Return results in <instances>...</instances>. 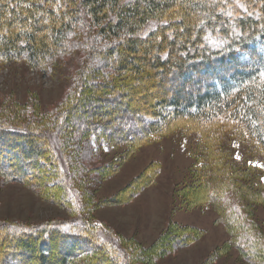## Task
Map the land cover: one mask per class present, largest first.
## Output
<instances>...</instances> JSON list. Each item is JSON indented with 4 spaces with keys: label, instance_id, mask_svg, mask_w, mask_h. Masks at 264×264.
<instances>
[{
    "label": "trees",
    "instance_id": "obj_1",
    "mask_svg": "<svg viewBox=\"0 0 264 264\" xmlns=\"http://www.w3.org/2000/svg\"><path fill=\"white\" fill-rule=\"evenodd\" d=\"M71 47L94 62L73 89L78 97L67 93L51 134L28 125L20 129L0 117V179L22 181L5 168L15 170L14 162L33 156L24 161V167L34 166L33 180L26 181L37 185L38 179H49V196L58 203L65 199L66 206L68 199L60 194L61 185L70 188L65 180L94 174L82 160L92 135L95 142L132 143L184 119L203 130L209 175L201 171L196 176L211 179L186 188L189 202L200 193L211 199L230 237L228 246L247 264H264V237L254 232L246 210L250 203L263 202L264 193L250 182L247 167L230 165L229 153L215 142L219 127L236 118L264 149V0H0V61L37 66ZM143 79L149 89L158 86L150 103L149 89L139 85ZM170 79L174 84L165 89ZM202 84L210 88L202 91ZM54 135L70 149L68 159L74 163L67 167L62 149L51 150ZM229 190L241 203L230 201ZM77 199L83 210L86 200ZM82 218L78 213L60 222L0 225V264H133L136 251L122 239L108 240ZM183 234L169 228L134 256L142 262L156 257L190 239Z\"/></svg>",
    "mask_w": 264,
    "mask_h": 264
},
{
    "label": "rangeland",
    "instance_id": "obj_2",
    "mask_svg": "<svg viewBox=\"0 0 264 264\" xmlns=\"http://www.w3.org/2000/svg\"><path fill=\"white\" fill-rule=\"evenodd\" d=\"M93 64L86 52L76 47L37 66L25 60L9 63L0 61V117L20 129L28 125L30 129L36 127L38 131L51 134L54 131L53 125L63 113L60 107L68 101L67 93L74 91L78 97L73 89L80 84L82 73L90 66L92 68ZM144 68L149 70L147 66ZM108 71L105 69L107 74ZM148 83V80L143 79L139 85L148 88ZM173 84L170 79L164 88H172ZM203 86L207 85L202 84V91L206 89ZM156 88L158 86L155 85L148 88L146 100L149 103L155 97ZM142 90L140 88V92ZM87 106L90 107V103ZM228 121L219 127V138L215 142L229 153L225 160L230 165L238 166L239 170L247 167L251 173L250 182L254 188L257 187V192L261 188V193H264V149L250 136L240 120L233 118ZM92 138L86 144L90 151L82 160L84 166L94 169V174H76L71 180H65L70 188L67 190V187L61 185L63 189L60 194L67 197L66 206L63 204L65 199L63 203H58L55 196H49L52 191L47 188L50 185L49 179L42 177L37 180V185L26 181L33 180L30 172L34 166L24 167V161L31 160L33 156L14 162L11 166L15 170L5 168L23 180L0 179V225L19 223L32 226L44 222H60L72 220L79 213L83 217L79 221L93 223L94 228L108 240L116 242L122 239L126 247L138 255L141 249L155 245L169 228H179L189 240L178 242L169 251L143 262L141 256H134L132 252L135 260L131 262L247 264L235 248L228 246L230 237L224 225L218 221L219 216L211 199L201 197L199 192L195 199L191 197V204L185 192L186 188L196 187L201 182L202 179L199 180L196 173L205 172V139L203 130L197 124L176 119L165 132L132 143L95 142ZM59 141L57 136H52L51 150L62 149L61 159L64 167H67V163L74 161H69L70 155L67 152L70 149L62 148ZM37 146L34 144L33 150ZM42 154L48 157L47 152ZM43 165L41 163L38 166H46ZM146 172L150 177L144 183L142 179L147 175ZM208 175L202 180L204 183L211 180ZM228 194L233 199L230 200L232 203L239 200L241 203L239 195L233 196L235 193L232 191ZM77 196L84 197L87 202L83 210L78 206L80 202ZM262 201L250 203L246 210L253 221L254 232L264 237Z\"/></svg>",
    "mask_w": 264,
    "mask_h": 264
}]
</instances>
